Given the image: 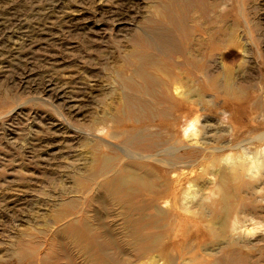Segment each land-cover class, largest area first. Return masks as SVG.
I'll return each mask as SVG.
<instances>
[{
    "label": "rangeland",
    "instance_id": "obj_1",
    "mask_svg": "<svg viewBox=\"0 0 264 264\" xmlns=\"http://www.w3.org/2000/svg\"><path fill=\"white\" fill-rule=\"evenodd\" d=\"M173 83L191 89L188 101ZM197 116L210 144L226 145L221 154H242L230 145L251 137L245 144L263 155L264 0H0V264H92L96 240L112 264H186L189 254L201 255L194 264H264V225L245 221L229 247L228 236L206 244L194 232L169 244L158 235L166 222L132 219L151 190L136 184L129 202H116L100 186L114 177L97 175L103 156H117L115 169L137 161L163 175L124 147H175L178 163L198 168L203 152L182 141ZM257 190L245 193L256 199ZM257 199L244 213L264 220Z\"/></svg>",
    "mask_w": 264,
    "mask_h": 264
},
{
    "label": "bare ground",
    "instance_id": "obj_2",
    "mask_svg": "<svg viewBox=\"0 0 264 264\" xmlns=\"http://www.w3.org/2000/svg\"><path fill=\"white\" fill-rule=\"evenodd\" d=\"M176 85L173 83L174 94L188 101L191 97L188 96L191 93V89L184 91L181 89V86H184L182 83H177ZM165 87L166 85L164 88ZM226 87L229 93L232 92L234 89L233 82L227 83ZM203 98V95L197 94L192 100L199 101L200 103L204 101ZM198 123H200V121L197 116L193 118L185 128V138L182 139L185 147L203 152L201 155L202 158L197 160L201 164L198 166V172V168H193L195 161L190 163L177 162L181 160L182 157L177 153V148L175 147L163 148L160 152L158 151V154L138 152L124 147V150L122 148L124 154L130 158L144 160L154 159L156 162H159L164 167V169L161 170L163 175L161 176L160 172L154 167L143 164L142 162H137L136 160H131L136 161V163L121 162V168L115 169L113 165L114 161H117L115 160L117 156L114 158L103 156V163L102 166L99 167L97 175L100 174L103 177L106 175V177H108L107 175H110L112 171L111 174L114 177L109 176L105 181H100L99 184L102 182L100 186L102 185L105 188L107 199L110 198L116 202H129L127 196L134 191V188H138L134 186L136 184L147 190H151V195L149 197H146L140 203L136 202L134 205L132 219L135 222L147 220L145 222L146 225L154 224L157 226L158 224V228L164 226V224L161 223L162 220L166 222V229L163 230L164 234H158L161 236V241L167 239L169 244H173L179 237H182L183 234L194 232L197 238L202 236L209 240L206 244L213 243L217 240L221 241L222 238L228 236L229 240H227L223 247H229L238 242V240L234 238V233L245 221L249 220L253 228L257 229L264 225V220L261 219L256 212L248 218L244 213L245 207L248 206L249 203L257 205L258 197L264 199V189L260 187L261 184H264V144L260 147V150L263 152L262 156H257V151H253L249 145L245 144H252L253 138L251 137L230 145V147L239 148L242 154H221V151L226 149V145H223V147L222 145H211L208 136L205 135L206 132L203 130L205 125H198ZM199 133H201L200 136ZM119 134L120 132H110V137L116 138ZM260 139L264 140V137H260ZM104 141L108 144H112L114 147L117 146L111 141ZM167 174H171V179ZM204 176L206 178V186H203V184L199 186L198 180ZM166 178H168V180ZM257 181H259V183H257ZM99 184L97 185L99 186ZM247 190H257V193H255L257 194V198L255 199L247 196V193H245ZM160 201H164L165 205L161 206L159 204ZM254 205H252V207L256 209ZM154 208L155 212H151L150 210ZM162 215H164V219ZM84 220L83 223L85 226H88L91 222L88 218H84ZM167 222H169V225ZM61 231L63 233V229ZM133 232V236H136V230ZM60 233L59 231V234ZM68 234L69 236L74 235L78 238L80 232L77 230H69ZM104 234L108 236L109 240L112 238L109 233ZM155 235L156 233L152 231L138 232V236L142 241L150 240L151 237ZM185 238L187 239V236H185ZM97 239H100V237H97ZM109 240L107 239V241ZM155 240L158 241V238ZM96 242L98 243L97 249L95 250L97 258L96 261L91 260L92 264H112L113 259L107 251V242L101 243V241L97 240ZM161 244L162 243L153 247L159 249ZM163 247L164 244L157 253L159 257L165 252V248L163 249ZM170 248L172 249L167 251V256L170 255L175 257L177 256V252H180V250H176L173 245H171ZM184 248H182L181 251ZM187 248L193 249L189 246ZM175 252L176 255L174 254ZM103 253L107 254H105L104 258L101 256ZM167 256L165 257L167 258ZM200 256L201 255L194 256L189 254L187 258L184 257L185 259L183 261L186 264H194L196 260H199ZM173 260L174 259H170L172 262Z\"/></svg>",
    "mask_w": 264,
    "mask_h": 264
}]
</instances>
